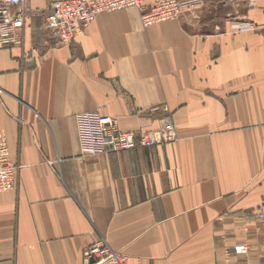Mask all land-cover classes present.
Listing matches in <instances>:
<instances>
[{
	"label": "crops",
	"instance_id": "obj_1",
	"mask_svg": "<svg viewBox=\"0 0 264 264\" xmlns=\"http://www.w3.org/2000/svg\"><path fill=\"white\" fill-rule=\"evenodd\" d=\"M25 2L23 45L0 50L22 166L0 192V264H84L101 238L129 264H264V0L149 27L103 12L70 44L45 28L51 0ZM100 108L138 134L169 115L179 138L83 158L75 115Z\"/></svg>",
	"mask_w": 264,
	"mask_h": 264
},
{
	"label": "built area",
	"instance_id": "obj_2",
	"mask_svg": "<svg viewBox=\"0 0 264 264\" xmlns=\"http://www.w3.org/2000/svg\"><path fill=\"white\" fill-rule=\"evenodd\" d=\"M202 0H51L45 28L57 36L61 43L70 44L103 12H114L135 7L144 27L180 17L181 8L199 4ZM25 0H0V50L23 45L24 28L29 9ZM158 16V17H156ZM155 17V18H153ZM239 31L253 30L251 22L239 21L233 25ZM5 89L0 86V103ZM77 138L81 157H92L110 152L153 147L178 140V131L171 116L163 119L154 130H123L117 118L105 115L101 108L75 115ZM22 166L11 160L6 135L0 127V192L15 189L16 174ZM264 215L261 214V217ZM237 254L249 251L247 244L234 247ZM84 264H129L128 257L113 249L105 238L83 250ZM224 264H232L230 260Z\"/></svg>",
	"mask_w": 264,
	"mask_h": 264
},
{
	"label": "rangeland",
	"instance_id": "obj_3",
	"mask_svg": "<svg viewBox=\"0 0 264 264\" xmlns=\"http://www.w3.org/2000/svg\"><path fill=\"white\" fill-rule=\"evenodd\" d=\"M202 7H205V0H202L199 4H192V5L191 4H188L185 7L181 8L180 17L174 18V19H167V20H164V21H160V22H157V23H155L153 25H156V24L162 23V22H166V21H178V20H181L183 16H185V15L191 16V14H193L192 12H194V11L196 12L199 9H201ZM130 8L136 9L135 7H130ZM153 25H150V26H153ZM255 29H256V27L254 28V30Z\"/></svg>",
	"mask_w": 264,
	"mask_h": 264
},
{
	"label": "bare ground",
	"instance_id": "obj_4",
	"mask_svg": "<svg viewBox=\"0 0 264 264\" xmlns=\"http://www.w3.org/2000/svg\"><path fill=\"white\" fill-rule=\"evenodd\" d=\"M156 17H158V16H156ZM153 18H155V17H153Z\"/></svg>",
	"mask_w": 264,
	"mask_h": 264
}]
</instances>
